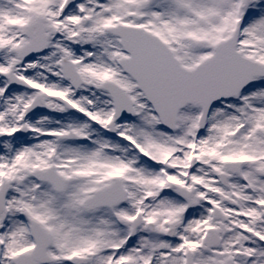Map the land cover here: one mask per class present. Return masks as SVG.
Segmentation results:
<instances>
[{"label":"rangeland","instance_id":"rangeland-1","mask_svg":"<svg viewBox=\"0 0 264 264\" xmlns=\"http://www.w3.org/2000/svg\"><path fill=\"white\" fill-rule=\"evenodd\" d=\"M45 1L42 3L44 11L49 7H57L63 0ZM26 4L36 3L33 0H0V131L7 134L5 139L0 140V150L3 149L0 155V179L9 169L8 176L20 181L11 186L6 200V212H0V264H14L15 257L34 249L37 236L35 233L33 236L31 229L38 225L32 226V223L40 224L39 227L45 228L51 238L48 247L51 263L48 264H76L73 262L75 259L80 261L77 264H185V255L189 249L196 261L201 262L200 248H186L182 244V231H177L178 241L174 244L164 238L166 228L178 222L177 214L185 210L181 202L168 205L160 200L157 205L159 216L155 219L150 217L153 211L148 207L149 216L147 214L145 217L156 224L158 231L155 234L146 231L137 240L129 235V224L134 221L136 214H145L146 206L140 208L137 201L133 200L113 208H90L88 199L92 193L108 186L112 177L121 176V179L132 182V187H135L136 170L144 174L143 193L157 196V181L150 176H156V173H152L150 167L160 164L164 151L167 153L173 150L172 142L180 141L169 135L171 148L165 147L161 138L171 133L163 129L144 95L134 88L130 80L124 86L128 91H134L137 99L136 115L129 128L142 132L141 167L135 168L131 162L123 165L127 173L109 170L105 158L89 148L61 143L56 139L57 136L47 137L65 133L69 129H76L80 133L88 129L75 123V112L52 100V96L67 95L71 104H77L70 99L72 93L67 86L59 82L62 78L57 68L62 54H56L53 48L58 47V44L51 46L48 54L37 58L40 59L39 63L35 60L15 66V73L26 80L32 89L13 90L2 75L7 72L4 71L7 67L17 62L14 49L25 43L19 41L25 38L23 27L24 16L27 14ZM78 5L85 10L86 6L101 9L98 13L86 10L85 15H90L92 21L89 25L81 22L77 30L82 44L80 49L83 50L85 46L88 54L93 53L97 57H101V52L109 54L110 43L103 39L82 42V36L92 28L103 29L119 22L143 27L157 35L189 69L212 57L214 48L229 39L238 28L240 37L237 49L247 58L264 64V0H80ZM195 41L206 42V45L195 48ZM99 69L106 70V67L93 62L86 67L90 76L83 74L94 82L101 81L107 73ZM27 71L32 75L26 76ZM34 71L41 73L36 75ZM249 90V93L241 94L239 99H230L215 106L205 133L213 139V143L221 145L222 163L241 159L245 166L264 177V78L257 79L255 86ZM81 91L85 103L94 101L104 108L101 116L104 112L108 115L112 113L113 105L105 92L99 93L89 86ZM42 92L48 95L49 111L29 116L28 106ZM79 110L83 111V106H79ZM200 111L196 105L186 107L178 118L177 132H196L195 124ZM23 127L28 129L29 135L20 139L14 134ZM12 145L15 146V155L10 159L7 156L10 151L7 152V149ZM56 155H59V159L54 161ZM52 164L58 167V173L65 180L60 188L41 183L30 175ZM125 174L127 177L123 178ZM100 182L104 183L98 184ZM258 186L255 196V206L259 208H255L256 227H248L246 222L238 220L240 230L236 232L231 227L229 234L223 235L219 257L208 255L203 264H222L227 258L232 260V256V264H264V216L261 209L264 195L260 194L264 192V183ZM14 193L21 204L17 215L11 213L12 197L16 200ZM59 199L82 201L85 213L72 211L69 205L55 201ZM15 215L21 218L18 224L15 223ZM189 236L193 238V230L189 229ZM232 241L235 247L227 248ZM235 252L245 255L234 257Z\"/></svg>","mask_w":264,"mask_h":264},{"label":"flooded vegetation","instance_id":"flooded-vegetation-1","mask_svg":"<svg viewBox=\"0 0 264 264\" xmlns=\"http://www.w3.org/2000/svg\"><path fill=\"white\" fill-rule=\"evenodd\" d=\"M64 1L58 4L57 7H49L44 11L42 9V3L46 1L33 0L36 4L25 5V9L27 10V14L24 16L25 23H28L38 14H44L49 23L58 30L56 36L51 37L50 47H53L54 44L59 45L53 48H55L56 54H62L57 68L61 77L63 73L61 62L65 57L75 64L80 73L83 72L87 76L90 75L86 67L93 62L101 63L106 67V70L99 69V71H105L107 73L103 79L104 81L94 82L91 79L89 85H83L79 89H75L71 82L64 79L67 88L72 93L70 98L77 103V107H73L71 110L72 112H77L75 115V123L77 125H83L88 129L84 133L77 132L75 129L77 139H74V142H71V144L78 148H89L91 151L104 157L105 164L109 170H122L127 173L126 167L123 166L127 165V163L132 162L135 168L141 167L143 159L142 132L129 128V124L133 122L135 116L131 120H127L118 118L115 115L112 96L109 92L102 89V84L105 81L114 82L124 88L132 99L134 98V91H128L124 83L130 80L135 89L136 86L132 79L123 72L119 64L120 60L125 57V53L120 45L119 38L113 33L110 27L103 29L92 28L91 31H88L82 36L81 40L85 42V40L89 39L92 41L103 39L105 42L110 43L109 54L101 52V57H97L93 53L88 54V51H85L87 49L85 46L83 50L80 49V45L82 44L77 30L81 22L89 25L92 21L90 15H85L86 10L87 12L98 13L101 9H94L92 6H86V10L81 9L78 5L80 0H77L65 9ZM27 17L28 19H26ZM74 36H77V38H74ZM117 45L119 46L118 48H116ZM49 52L50 48L47 54ZM81 57L84 58L81 59ZM106 60L107 64L105 63ZM87 86L97 90L99 93L103 91L109 96L113 105V110L110 115L104 112L101 116V111L104 108L94 101L92 103H85L83 100V91L81 90ZM82 101L84 102L83 105L81 104ZM79 106H83L84 110L80 111ZM162 127L171 133H166L161 138V142L167 149L171 148L169 135H171L172 139L180 141L179 143L172 142L173 150L171 152L166 153L164 151V156H161L163 158L161 161L162 164H155L150 167L151 172L156 173V176L153 174L150 175L151 178H160L156 182V185L159 189L166 190L164 196L157 198V196L153 197L151 193H143V171L136 170L135 187H132V182L121 179L122 184L128 191L126 202L134 200L137 201L138 207L145 208L146 206L145 214H141L140 223L136 231H131L133 223L130 225V235L137 240V238L139 239L142 235H145L146 231L152 234L157 233L158 229L156 224L148 221L145 215L148 214V207H150L151 211H153L150 217L152 219L158 218V207L152 206L158 205L157 202L160 198H162L161 202H167L168 205H171L172 202H181L184 205V212L177 215H179L181 220L179 222V229L183 227L181 225L182 223L187 227V229H182L186 234L188 233L189 240L187 243L190 244L188 248H201L209 229H214L217 232L220 238V244L217 248H222L223 235L229 234L231 227H234L233 230L236 232L240 230L238 228V220L246 222L248 227L255 228V208L259 209L255 206V196L258 193L256 187H259L258 185L260 183H264V177L257 175L256 171L251 170L249 166L245 165L242 166L239 173L236 171H227L224 175L226 168L221 159L223 149L219 143H213V139L208 137L204 131L198 132L197 129L196 132L187 134L186 131L182 133L177 132L179 124L177 129L173 131L166 129L163 125ZM119 166L122 167L118 169ZM125 177H127L126 174ZM256 177L258 178V182L256 181ZM177 185L186 189L185 195L180 193ZM260 194L264 195V192H260ZM261 206L263 210L262 215L264 216V203ZM217 209L224 217L222 215L218 217L216 213ZM232 209H235L237 212ZM169 228H166L167 230L165 229L164 236H166ZM189 229L193 230L194 233L192 239L189 236ZM234 247V241H232L231 246H227V248ZM212 254L215 257H219V253L216 251H213ZM207 257L208 253L203 252L200 256L201 262H204Z\"/></svg>","mask_w":264,"mask_h":264},{"label":"water","instance_id":"water-1","mask_svg":"<svg viewBox=\"0 0 264 264\" xmlns=\"http://www.w3.org/2000/svg\"><path fill=\"white\" fill-rule=\"evenodd\" d=\"M122 45L131 54V59L123 62L127 72L138 80L149 102L164 123L174 127L178 114L188 104L202 106L205 120L212 105L217 101L238 95L245 89L255 76H264V65L243 57L236 52L238 30L227 41L214 49V56L190 70L184 67L175 57L173 51L157 36L142 28L121 26ZM46 45V42L43 44ZM201 44L196 42L195 46ZM26 52L20 50L19 54ZM71 77L79 79L77 74ZM14 86L24 85V82L12 75L10 77ZM81 82L78 80L77 85ZM117 100V112L133 115V104ZM47 108L44 95L36 98L31 111ZM25 130L20 135H25ZM48 170L45 177L57 188L62 187L64 180L54 171ZM124 200L123 189L118 179L108 189L96 192L90 200L91 207L113 206ZM96 203V205L94 204ZM4 207V194H0V209ZM38 225V226H37ZM35 226V224H34ZM34 228L37 236V247L32 255L19 256L18 264L47 263L51 259L46 253L50 245V237L45 229ZM40 232V233H39ZM209 249V248H208Z\"/></svg>","mask_w":264,"mask_h":264},{"label":"bare ground","instance_id":"bare-ground-1","mask_svg":"<svg viewBox=\"0 0 264 264\" xmlns=\"http://www.w3.org/2000/svg\"><path fill=\"white\" fill-rule=\"evenodd\" d=\"M11 21V20H10ZM25 38L24 39H22L21 41H19V43L20 42H25ZM13 46L14 45H16V44H12ZM22 54H24V52H22ZM19 66V65H18ZM25 66V65H24ZM21 68V71L23 70V68L22 67H20ZM9 68L7 67L6 68V70H4V71H7ZM21 71H19V73L21 72ZM29 72L30 71H27L26 72V76H28V74H29ZM29 75H32V73L31 74H29ZM249 92V91H248ZM247 92V93H248ZM136 97V99H137V96H135ZM104 182H100V183H98V184H103ZM11 192V191H10ZM18 194V193H17ZM14 196H15V193H14ZM16 198V200L14 201V197H12V202H13V207H12V210H11V213H14V214H18V213H20L19 211H20V209H21V204H20V200H18L17 199V195L15 196ZM25 200V199H24ZM56 202H58V203H64V204H67V205H69V209H71L72 211H77V212H83V213H85V209L83 208V206H82V204H83V202L82 201H79V200H73V201H69V200H64V201H62V200H55ZM22 211H23V209H22ZM15 215V217L17 218V219H15V223L16 224H18V223H20L21 221V218L20 217H18V216H16Z\"/></svg>","mask_w":264,"mask_h":264}]
</instances>
